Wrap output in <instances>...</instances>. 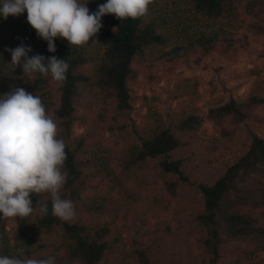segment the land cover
Wrapping results in <instances>:
<instances>
[{
    "label": "trees",
    "instance_id": "16d2710c",
    "mask_svg": "<svg viewBox=\"0 0 264 264\" xmlns=\"http://www.w3.org/2000/svg\"><path fill=\"white\" fill-rule=\"evenodd\" d=\"M104 3L88 0L86 6L95 12ZM26 20V12L0 17V95L23 88L57 118L69 174L61 197L74 203L76 214L61 220L51 214L48 193L33 194L34 207L46 203L48 215L41 217L37 207L23 219L0 218V255L25 247L26 256H54L56 264H154L156 254L183 236L188 200L181 193L196 187L202 204L193 224L200 244L196 264H264V139L253 134L246 153L209 183L190 181L188 159L173 157L181 149L206 157L229 153L244 125H264L260 71L248 72L244 99L213 107L204 118L198 83L174 80L181 65L250 54L264 39V0H152L143 17H102L103 27L88 44L56 38L54 53ZM21 44L32 49L29 56L67 59L66 80L58 84L14 68L6 49ZM140 77L150 86L173 83L167 96L176 106L167 122L150 108L131 118ZM204 120L221 140L203 137ZM76 126L91 132L75 135Z\"/></svg>",
    "mask_w": 264,
    "mask_h": 264
},
{
    "label": "clouds",
    "instance_id": "9594fccd",
    "mask_svg": "<svg viewBox=\"0 0 264 264\" xmlns=\"http://www.w3.org/2000/svg\"><path fill=\"white\" fill-rule=\"evenodd\" d=\"M151 2L106 0L90 12L88 0H0V17L26 12L27 24L47 43V51L54 53L56 38L66 40L69 46L88 44L103 27L102 17L137 19L148 13ZM6 51L11 54L10 64L21 66L24 75L50 77L58 84L66 80L67 59L29 56L32 49L23 44ZM59 131L57 118L46 111L39 95L23 88L0 95V218L23 219L37 207L41 217L47 216L48 205L37 201L34 207L31 198L41 193L50 195L53 216L64 221L75 217L74 203L61 197L69 174L64 169L66 144L58 138ZM0 264H56V258L28 257L21 247L14 255H0Z\"/></svg>",
    "mask_w": 264,
    "mask_h": 264
},
{
    "label": "rangeland",
    "instance_id": "374dc122",
    "mask_svg": "<svg viewBox=\"0 0 264 264\" xmlns=\"http://www.w3.org/2000/svg\"><path fill=\"white\" fill-rule=\"evenodd\" d=\"M251 69L260 71L261 75L264 76V39L252 47L250 54L243 53L230 62L218 57H210L202 60L199 66L181 65L175 71L174 80L179 77H189L198 83V90L201 95L198 107L204 118L211 108L222 106L231 99H244L246 97L252 82L248 76ZM142 78L137 80L139 85L135 86V95L138 100L131 118L136 119L137 114H144L150 108L158 111L167 122L176 106V103L170 101L167 96V91L171 89L173 83L161 81L157 85L150 86L144 83ZM142 97L145 99L141 100ZM90 132V128L84 129L76 126L73 129L75 135L90 134ZM201 132L204 138H210L213 142L216 139L221 140L219 131L208 121L204 120ZM253 134L264 139V125L260 127L244 125L238 132L237 142L235 141L229 153L215 150L210 157H206L205 155H198L194 150L181 149L174 153L173 157H186L188 159L187 172L190 181L196 184L209 183L246 153ZM106 136L112 135L107 133ZM125 136V132L117 134L118 139L121 140ZM181 195L188 200L183 236L178 238L173 245L156 254L154 264H196L197 262L200 244L194 238L193 224L195 215L202 210L199 190L196 187H191L187 193L182 192ZM14 226L15 220H11L7 227L9 236H11V229ZM260 256L264 260V252L260 253Z\"/></svg>",
    "mask_w": 264,
    "mask_h": 264
}]
</instances>
